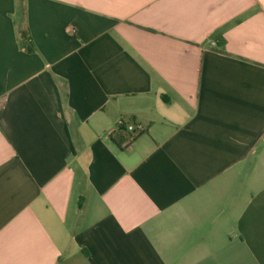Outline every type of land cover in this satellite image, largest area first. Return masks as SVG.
<instances>
[{
    "label": "crops",
    "instance_id": "obj_1",
    "mask_svg": "<svg viewBox=\"0 0 264 264\" xmlns=\"http://www.w3.org/2000/svg\"><path fill=\"white\" fill-rule=\"evenodd\" d=\"M0 264H264V0H0Z\"/></svg>",
    "mask_w": 264,
    "mask_h": 264
},
{
    "label": "trees",
    "instance_id": "obj_2",
    "mask_svg": "<svg viewBox=\"0 0 264 264\" xmlns=\"http://www.w3.org/2000/svg\"><path fill=\"white\" fill-rule=\"evenodd\" d=\"M24 36L27 38L26 32H24ZM137 135L138 134L127 132L123 126H118V131L112 135V138L120 147H122V145L130 144Z\"/></svg>",
    "mask_w": 264,
    "mask_h": 264
},
{
    "label": "built area",
    "instance_id": "obj_3",
    "mask_svg": "<svg viewBox=\"0 0 264 264\" xmlns=\"http://www.w3.org/2000/svg\"><path fill=\"white\" fill-rule=\"evenodd\" d=\"M118 126H123L125 130L129 133L138 134L140 132V128L135 126L131 122H126L124 120H121L118 124Z\"/></svg>",
    "mask_w": 264,
    "mask_h": 264
}]
</instances>
